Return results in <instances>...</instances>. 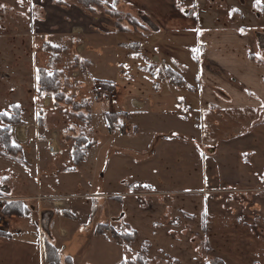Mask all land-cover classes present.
<instances>
[{"label":"crops","instance_id":"obj_1","mask_svg":"<svg viewBox=\"0 0 264 264\" xmlns=\"http://www.w3.org/2000/svg\"><path fill=\"white\" fill-rule=\"evenodd\" d=\"M99 1L86 7L78 0H23L19 3L23 13L17 17L14 11L13 19L0 15V76H11L7 84L0 80V88L6 86L11 96L0 100V116L4 108L21 111V123L12 130L20 152L0 155L10 161L7 169L12 172L10 176L4 171L0 178V197L22 211L13 213L12 220L24 217L26 229H16L23 233V245L38 249L37 264H122L140 254L150 264H207V257L225 264H264V25L261 33L255 32L259 29L237 19L233 9L239 7L224 5L226 0H115V7L113 0ZM50 3L68 7L67 22H72L68 31L74 34L71 29L82 31L73 23L78 7L131 22L136 32L150 25L144 38L150 46L144 52L151 50L154 62L167 64L172 77L174 73L181 77L180 83H155L154 96H174L180 104L172 112L142 113L133 129L143 136L147 130L141 129L145 128L141 122L149 124L150 115H168L167 121L180 127L171 134L183 139L174 145V152L182 153L181 164L166 162L170 167H165L162 160L156 164L143 160L146 164L140 165V158L130 156L128 166L135 174L127 181L124 160L131 148L140 146L134 137L129 139L130 130L118 129L98 130L107 136L104 140L95 138V130L86 131L84 158L75 162L78 132L53 123L52 97L38 92L39 72L52 61L45 52L47 34L40 31L53 14ZM0 5L16 9L18 0H0ZM202 5L209 17L198 47L208 62L192 69L188 38L178 44L186 48V58L173 46L176 36L190 29L186 22L195 18L198 24L195 11ZM212 9L217 11L214 16ZM222 18L229 28H217ZM14 24L26 27L12 37L4 30ZM82 49L80 43L76 51ZM131 101L137 108L146 105L145 100ZM29 103L34 104L30 117L25 107ZM157 132L165 134L161 130L149 136L160 135ZM114 183L121 189L111 187ZM108 226L117 237L105 231ZM41 227L42 239L33 243L32 233L38 229L40 234ZM121 232L135 237L127 242L119 237ZM208 238L212 250L206 255L202 249Z\"/></svg>","mask_w":264,"mask_h":264},{"label":"rangeland","instance_id":"obj_2","mask_svg":"<svg viewBox=\"0 0 264 264\" xmlns=\"http://www.w3.org/2000/svg\"><path fill=\"white\" fill-rule=\"evenodd\" d=\"M227 3H233V6L236 5L239 7V11H234L237 13L234 15L237 19H245L247 24L251 25V27L258 28L259 31L255 30V32L261 33L263 31L264 0L259 4L257 3V0H226L223 4L226 5ZM219 4L221 5L222 3L219 1L217 4L220 8ZM21 6L22 5L18 3L16 9L0 8V15H9L7 18L13 19L14 15H11L12 11L16 12V17L18 16V12L23 13L24 9H22ZM19 7L21 8L19 9ZM49 7H52L53 14L52 16L48 15L46 24L40 31H45L44 33L47 34L46 37H48L49 42L45 47V52H47V57H49V55L52 57V61L46 67L48 69H45V73L51 76L55 75L56 77L55 82L52 83L51 90L56 91L57 89V91L54 93H43L44 95H50L52 97V103L50 105L53 114L51 116L52 122L58 125L61 129H75L76 132H78V138L81 139V144L83 145H86L87 142L86 138H82L84 133L85 135L87 134L86 131L95 130V138L104 140L107 136L102 135L98 130H102L105 133L108 129L110 131L118 129L123 133H126V130H130L129 139L134 137L133 140L139 143L140 147H137L136 149L131 148L133 151L126 155L127 160L126 158L124 160V168L122 171H125V176L128 178L127 181L131 178V175L135 174L134 168L128 166V163L132 161V157L130 156L140 158L141 160L138 162L140 165L146 164L147 161L156 164L161 162L160 160L164 162L165 167H170L166 162L181 164L183 162L182 153L179 152L176 154L174 152V145L175 143L182 144L181 142L183 139H177L176 136L171 134L173 130H179L180 127L167 121L168 115H150L151 119L148 121L149 124L141 122L142 125H145V128L141 126V129L147 130V132H144L143 136L139 137V134L134 133L133 129V123L136 119L139 120L142 117V113L158 111L172 112L176 110L180 104V102L177 103V98L174 96H154V92L157 91L154 88L155 83H180L181 77L179 78L176 73H174L172 77L166 71L167 64L163 63L161 65L160 63L154 62L151 50L148 53L144 52L145 49L150 46V41L147 42L144 39L146 37L145 34L151 32L150 25H145L146 29L144 31L136 32V26L131 22L117 20V18L111 20L110 15L104 16V12L99 11V9L94 12L95 14H92L90 10L78 7V10H76L77 16L73 20V23L79 24L82 31L78 33L77 30L71 29L76 32V34H74L71 31H68L72 24V22H67V13L69 12L68 7L65 5L59 7L56 3ZM53 7H56V9ZM203 8L204 6L202 5L200 8L197 7L195 11L198 17V24H196L195 18H193L192 21L190 19L189 22H186L185 26L190 29L186 31L187 33L184 32L183 34H178L176 36L177 45L174 44L173 46L174 52L178 55L184 54L185 58L189 52L190 66L195 67V69L196 65L199 63L202 65L208 62V60L205 59V56L201 55L200 48L198 47V44L204 40L205 22L209 17V11L205 14ZM211 12L213 13V16L217 13L214 9H212ZM89 17H91L90 20L88 19ZM23 18L24 16H19L20 20ZM227 22V19H220L218 22L220 26L217 28H229L230 24ZM23 27L26 26L19 24H14L13 26L8 25L4 31L10 33L13 37L20 33L23 30ZM155 35L156 34H153V37ZM187 38L188 45H190L189 48H187L188 52L185 50L186 48L184 49L178 46V44L183 41L186 43L187 41L185 39ZM80 43L83 45V49L81 52H77L76 50ZM231 48L230 43L228 49ZM194 49L196 51H194ZM75 51L79 56L75 55ZM169 65L173 69H177V66L174 63L170 62ZM194 73L195 72H192V75H194ZM46 74L45 76H47ZM10 77L5 75L2 79L0 76V80L3 84H7L6 81ZM99 80L108 81V83H105L107 85L109 83L115 85L113 86V88L116 89V96L114 99L108 97L100 100L94 99L95 88L100 83L104 84V82L98 83ZM38 82H40L39 78ZM108 86L112 85L109 84ZM60 91L63 92V95L55 100L56 103H54V98ZM6 92V86L0 88V100H6L11 97ZM32 92L33 90H31V93ZM38 92L41 93L40 85ZM165 92L166 91H161L160 93L162 94ZM167 92H170V90H167ZM132 98L145 100V107H135L131 101ZM3 106L8 107V105ZM33 106L34 104L32 103L25 105V107L29 109L27 110L29 111V117L34 115ZM4 109L6 110H3L4 114L2 113V116H13L16 113L15 107ZM18 116H20L21 119V111L19 108ZM159 117H162L164 120H161ZM20 123L13 124L12 130ZM123 124H125V126ZM6 125L7 122L0 120L1 127H5ZM12 130L9 137H7L8 134L5 133V131L0 130V155L19 154L18 151L20 149L18 150L12 139ZM161 130L165 131L164 136L159 132L157 133L160 135L149 136L150 132ZM120 134L121 133H119V135ZM163 141L167 142L163 143ZM8 143H11V145L16 147L10 153L8 151ZM92 145L93 143L89 142V146ZM118 155H121V158L125 156H122V154ZM118 159H120V156ZM9 162V160L0 158V178L4 179V171L12 176V172L7 169ZM4 164L5 167L2 168ZM100 181L99 178L98 182L100 183ZM131 181L132 180H130L128 184H130ZM121 186L118 183L111 184V187L115 188L121 189ZM18 210L19 212L21 211L20 209ZM17 228L26 229L24 217L19 216L17 219L12 220V215L5 214L2 225H0V262H2V264H7V262L10 264H23L24 262H27V264H37L40 260V258L38 260V249L35 247H32L31 250L26 248L23 245V233L17 232ZM1 229L12 232V235L8 236L7 233H4ZM39 230L41 232L40 234L38 229L32 233L31 241H33V243H39L42 239L41 235L44 233L42 227L39 228ZM210 242L212 241L208 238L207 242H205L206 246L202 249L206 255L212 250V244L210 245ZM139 256L143 258L144 262H147V264L151 263L144 254H140ZM207 258H209L207 264L210 260L221 261L225 264L220 258Z\"/></svg>","mask_w":264,"mask_h":264},{"label":"trees","instance_id":"obj_3","mask_svg":"<svg viewBox=\"0 0 264 264\" xmlns=\"http://www.w3.org/2000/svg\"><path fill=\"white\" fill-rule=\"evenodd\" d=\"M82 5L86 6V7H91L93 4H100L99 0H78ZM45 70H41L39 72V85H40V91L41 93H46V92H56V91H52V83L55 82V75H47L45 76ZM107 85V84H106ZM109 85V84H108ZM108 87V86H107ZM111 88V86L109 87ZM112 89V88H111ZM56 95V94H55ZM63 92H58V94L55 96L54 100L59 99V97H62ZM16 113L13 116H0V120L7 122V125L5 127H1L0 126V130L1 131H5V133H7V137H9L11 130H12V125L13 124H18L21 122L20 116H18V108L15 107ZM18 116V117H17ZM80 142V143H79ZM81 147L86 148L85 146H83V144H81V139L77 138L75 140V148H74V160L76 163H79L83 158H84V153ZM14 148H16L15 146L11 145V143H8V151L9 153L12 152L14 150ZM18 148V147H17ZM20 148H18L19 150ZM20 152V150L18 151V153ZM5 214L8 215H12L13 213H19L21 214V212H19L18 209L16 208H11L10 203H6L5 205V209H4ZM18 214V215H19ZM119 237L124 239L127 242H130L132 239H134L135 234H128V233H119ZM147 264V262H144V259L141 258L139 255L136 257L135 261H124L122 264ZM208 264H223L221 261H217V260H210Z\"/></svg>","mask_w":264,"mask_h":264},{"label":"built area","instance_id":"obj_4","mask_svg":"<svg viewBox=\"0 0 264 264\" xmlns=\"http://www.w3.org/2000/svg\"><path fill=\"white\" fill-rule=\"evenodd\" d=\"M106 85L105 83L104 84H99L96 88H95V91H94V99L95 100H100V99H103V98H115L116 94V89L113 88V86H111V88H109L110 86ZM54 149H55V146L53 145H50V150L52 152H54ZM8 199L5 198V197H0V225H2V221H3V218H5V212H4V209H5V205L7 203ZM106 232L109 233L111 236L113 237H117L118 236V233L115 232L111 226H108L106 228Z\"/></svg>","mask_w":264,"mask_h":264},{"label":"snow or ice","instance_id":"obj_5","mask_svg":"<svg viewBox=\"0 0 264 264\" xmlns=\"http://www.w3.org/2000/svg\"><path fill=\"white\" fill-rule=\"evenodd\" d=\"M102 2H107V0H102ZM262 2V0H257V3L259 4V3H261ZM18 3H23V0H18ZM0 7H2V5H0ZM113 7H115V0H113ZM233 11H237L236 9H233ZM241 31H243V29H241ZM194 51H196L195 49H194ZM256 56L258 57V58H262L261 56H260V53H256Z\"/></svg>","mask_w":264,"mask_h":264},{"label":"bare ground","instance_id":"obj_6","mask_svg":"<svg viewBox=\"0 0 264 264\" xmlns=\"http://www.w3.org/2000/svg\"><path fill=\"white\" fill-rule=\"evenodd\" d=\"M101 84V83H100Z\"/></svg>","mask_w":264,"mask_h":264}]
</instances>
